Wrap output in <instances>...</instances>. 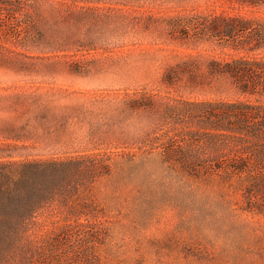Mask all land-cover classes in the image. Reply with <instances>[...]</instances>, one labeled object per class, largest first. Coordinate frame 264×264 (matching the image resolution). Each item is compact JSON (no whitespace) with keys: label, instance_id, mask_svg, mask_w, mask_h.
<instances>
[{"label":"trees","instance_id":"obj_1","mask_svg":"<svg viewBox=\"0 0 264 264\" xmlns=\"http://www.w3.org/2000/svg\"><path fill=\"white\" fill-rule=\"evenodd\" d=\"M149 145L264 214V0H0V264L75 174Z\"/></svg>","mask_w":264,"mask_h":264},{"label":"rangeland","instance_id":"obj_2","mask_svg":"<svg viewBox=\"0 0 264 264\" xmlns=\"http://www.w3.org/2000/svg\"><path fill=\"white\" fill-rule=\"evenodd\" d=\"M105 160L71 178L12 254L24 264H264V214L248 209L245 177L195 174L150 145Z\"/></svg>","mask_w":264,"mask_h":264}]
</instances>
